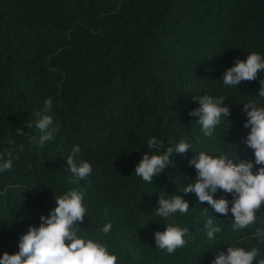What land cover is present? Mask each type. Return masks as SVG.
<instances>
[{"label": "trees", "instance_id": "1", "mask_svg": "<svg viewBox=\"0 0 264 264\" xmlns=\"http://www.w3.org/2000/svg\"><path fill=\"white\" fill-rule=\"evenodd\" d=\"M252 52L264 58V0H0V155L12 151L13 159L12 169L0 172V259L19 252L20 238L68 190L84 194L78 235L105 245L117 264H211L229 246L255 247L256 259L264 258V242L254 235L264 230V203L253 224L234 230L231 212L204 215L207 204L181 191L195 180L188 161L199 152L254 161L244 143L250 129L243 103L264 107L257 95L264 70L237 86L222 80ZM202 95L224 96L230 107L210 137L189 115L199 107L193 97ZM37 113L50 115L58 129L46 145L31 141L40 135ZM152 136L164 141L159 154L181 139L191 148L174 154L150 184L134 170ZM77 145L76 162L93 168L87 180L68 169ZM161 193L182 196L188 213L156 216ZM208 219L221 227L211 241ZM107 223L112 229L104 234ZM167 224L189 228L186 246L174 254L155 242Z\"/></svg>", "mask_w": 264, "mask_h": 264}, {"label": "clouds", "instance_id": "2", "mask_svg": "<svg viewBox=\"0 0 264 264\" xmlns=\"http://www.w3.org/2000/svg\"><path fill=\"white\" fill-rule=\"evenodd\" d=\"M264 70V58L255 52L247 55L246 60L237 58L234 66L228 68L222 76L225 86H237L242 82L254 81L257 74ZM260 89L257 93L264 98V79L260 80ZM199 107L191 110L189 115L198 117L197 123L201 126L202 133L206 137L213 135V130L222 122L223 118H229L230 107L225 104V97L213 98L209 95L194 96ZM52 99L44 101L43 112L51 110ZM243 111L247 114L245 128L250 132L244 138L245 145L253 150L252 159L240 160L234 163L228 156L213 157L205 152H199L189 161V166L196 170L195 180L189 182L181 189L185 194H194L200 204L206 203L204 215L211 209L213 214L228 216L231 212L234 217L232 227L234 230L247 228L255 222V213L264 203V166L254 170L256 165H264V107H258L254 101L243 103ZM53 118L50 115L37 113L35 127L39 130V139L31 137L33 144L46 145L54 140L58 131L53 126ZM31 127V125H28ZM17 135H24L23 128L16 129ZM10 145L15 141L8 139ZM164 141L155 136L147 140V151L136 165L134 173L147 183H153V178L162 175L169 165L174 154L187 156L191 145L181 139L174 146L168 147L162 154ZM15 150V149H13ZM23 151V145H20ZM80 152L77 145L72 154L66 157L68 169L78 180H87L92 173V165L87 161L76 162L75 157ZM149 152L158 154L149 155ZM7 157V158H5ZM12 151H5L0 155V172L12 169ZM225 195L216 198L218 191ZM227 194L232 195V200L227 199ZM165 198L163 193L158 199L156 216L169 219L174 214H187L189 203L179 195H169ZM84 194L76 190H68L62 196H55L56 207L48 215L40 217L39 227L30 226L28 232L19 241V252L15 254L4 253L0 264H117V256L111 254L108 248L92 239L81 238L80 224L85 220L86 208L83 204ZM231 204V208L229 205ZM112 224L103 226L102 232L108 234ZM221 227L214 224L212 219L205 221V232L208 240H214ZM189 228H180L174 224H167L166 229L154 234L158 249L166 250L168 254H174L178 248L186 246L185 235ZM255 236L264 242V230L256 229ZM66 241H70L66 243ZM258 249L253 247L245 250L240 247L229 246L227 252L220 251L215 255L211 264H264V258L257 260Z\"/></svg>", "mask_w": 264, "mask_h": 264}]
</instances>
